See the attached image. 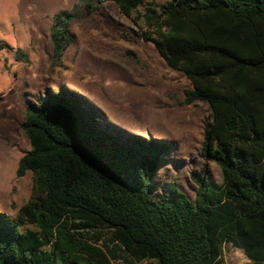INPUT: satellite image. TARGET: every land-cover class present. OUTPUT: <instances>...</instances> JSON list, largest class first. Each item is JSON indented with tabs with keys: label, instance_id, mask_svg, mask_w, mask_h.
<instances>
[{
	"label": "trees",
	"instance_id": "trees-1",
	"mask_svg": "<svg viewBox=\"0 0 264 264\" xmlns=\"http://www.w3.org/2000/svg\"><path fill=\"white\" fill-rule=\"evenodd\" d=\"M113 1L190 82L182 104L209 106L200 156L222 183L205 165L190 176L194 200L176 188L156 198L168 144L106 126L66 88L47 90L22 125L31 150L17 176L31 172L35 185L16 217L0 212V264H225L227 244L264 264V0ZM97 10L86 0L54 16L52 67L64 66L74 21Z\"/></svg>",
	"mask_w": 264,
	"mask_h": 264
},
{
	"label": "rangeland",
	"instance_id": "rangeland-1",
	"mask_svg": "<svg viewBox=\"0 0 264 264\" xmlns=\"http://www.w3.org/2000/svg\"><path fill=\"white\" fill-rule=\"evenodd\" d=\"M85 1L0 0V212L10 217L33 196V173L17 176L20 160L31 150L22 125L27 109L39 104L47 90L59 93L66 88L82 96L106 126L168 144L153 182L158 199L176 188L194 200L197 187L191 173L208 165L200 152L209 106L182 104L190 82L139 37L141 30L113 0H90L98 10L91 15L84 11L83 18L74 21L64 66L52 67L54 16L83 10ZM18 51L27 54L29 62L17 60ZM208 166L213 180L222 183L220 168ZM223 259L225 264L250 261L233 244L224 247Z\"/></svg>",
	"mask_w": 264,
	"mask_h": 264
}]
</instances>
